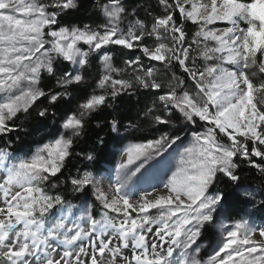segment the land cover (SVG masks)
<instances>
[{
  "label": "snow or ice",
  "instance_id": "6c2138e0",
  "mask_svg": "<svg viewBox=\"0 0 264 264\" xmlns=\"http://www.w3.org/2000/svg\"><path fill=\"white\" fill-rule=\"evenodd\" d=\"M94 7L103 19L78 24L81 0H0V264H264V222L248 210L264 199L236 215L222 188L248 193L245 167L264 185V0ZM141 92L151 104L138 116L159 135L123 148L115 183L73 174L78 157L96 159L77 151L91 120ZM61 107L52 139L21 155L22 122ZM173 152L171 175L151 183Z\"/></svg>",
  "mask_w": 264,
  "mask_h": 264
},
{
  "label": "trees",
  "instance_id": "16d2710c",
  "mask_svg": "<svg viewBox=\"0 0 264 264\" xmlns=\"http://www.w3.org/2000/svg\"><path fill=\"white\" fill-rule=\"evenodd\" d=\"M81 3L82 9L75 17L71 18L74 22L78 24H95L99 23L103 19L102 16H99L95 10V0H81ZM128 3L135 7L138 4L141 6L144 4H154L155 0H128ZM188 27L191 29L195 26L190 25L189 22ZM124 58L125 57H121L119 52L113 53V62L118 66L122 65ZM158 70L161 74V78L167 79V77L164 76L165 70L163 67L160 66ZM88 71L90 73L91 84L95 81L98 75L102 73L103 65L99 60H95ZM43 83L54 87L55 82L44 81ZM89 91H91V89H89ZM76 104L77 101H73L71 104L73 111L76 109ZM150 104L151 98L141 92L133 97H128L123 100L118 99L114 108H109L105 112L98 114L95 119H92L89 124L88 135L77 147V151L91 150L95 148L94 155L96 159L94 161H87L84 160L83 156L78 157L73 161V164L69 166L72 173L75 174L77 170H82L91 171L97 176H103L116 165L120 152L126 144L146 142L144 140L145 137L151 139L154 135H159V133L155 132L149 124L142 122V115L138 116V113L142 112L145 105ZM52 111L56 112L55 121L52 119L42 121V119L35 112H33L32 116L28 120L22 122L23 126L26 128V131L21 133L22 139L16 141L15 138H13L14 147L18 149L21 155L28 153L29 149L33 152L35 148L40 146L41 142L48 143L52 139V134L56 132L59 121L62 119L64 108L61 107L60 109H52ZM114 117L121 123L118 133L111 131L109 121H111ZM173 119H178L177 115H175ZM130 123H139V127L137 129L128 130L127 126ZM18 126L20 125L18 124ZM99 137L103 138L105 141L104 144H100L98 142ZM242 178L244 181L243 187L249 190L248 193H246L243 189L238 192L235 186L222 185L229 206L236 215H238L244 208V204L241 203V201L249 200L251 195L255 196L257 203L260 199H264V196H261L260 194L264 191V185L261 184V178L258 174H255L245 167L242 172ZM74 202L78 203V201ZM248 210L250 212L258 213L256 216L257 223L264 222V219H262L264 218V212H259L258 208H253L251 205L248 206Z\"/></svg>",
  "mask_w": 264,
  "mask_h": 264
},
{
  "label": "rangeland",
  "instance_id": "374dc122",
  "mask_svg": "<svg viewBox=\"0 0 264 264\" xmlns=\"http://www.w3.org/2000/svg\"><path fill=\"white\" fill-rule=\"evenodd\" d=\"M221 27H222V25H221ZM176 115H177L178 119H174V123L176 124L177 128H179L181 126L180 120L182 119V117H179L178 113ZM181 135L183 136V133ZM189 139H190V137H185V143H187ZM126 145H128V144H126ZM173 147L175 148V146H173ZM35 149L33 150V152L35 151ZM182 150H183V146H181V148H180V151H182ZM168 151L172 152V149H169ZM165 157L166 158H160V163L156 164V166L154 168H152V170L149 173V179H150L151 183H153V184H157V183H159V181L161 179H166L167 176L171 175V172L169 171V169L172 167V165L175 162V153L173 152L172 156H168L167 153H165ZM119 159H120V155H119V158L117 160L116 165L112 169H110V171L107 174L102 176V177L106 178V181H105L106 184H107V178H110L111 181L113 183H115V181H116L115 169L119 163ZM147 186H148V184L146 182L141 181V183L138 187H147ZM205 244L207 245V241H205ZM204 250H207V249H204ZM204 250H202V252ZM205 259H207L206 256H205Z\"/></svg>",
  "mask_w": 264,
  "mask_h": 264
}]
</instances>
